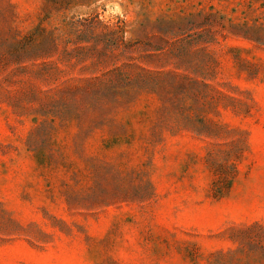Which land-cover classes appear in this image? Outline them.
I'll return each mask as SVG.
<instances>
[{
  "label": "rangeland",
  "instance_id": "1",
  "mask_svg": "<svg viewBox=\"0 0 264 264\" xmlns=\"http://www.w3.org/2000/svg\"><path fill=\"white\" fill-rule=\"evenodd\" d=\"M0 264H264V0H0Z\"/></svg>",
  "mask_w": 264,
  "mask_h": 264
},
{
  "label": "trees",
  "instance_id": "2",
  "mask_svg": "<svg viewBox=\"0 0 264 264\" xmlns=\"http://www.w3.org/2000/svg\"><path fill=\"white\" fill-rule=\"evenodd\" d=\"M142 82H145V81H142ZM147 82V81H146ZM156 82H154V83H143V84H147L149 87H151L152 88V86H153V88H155V89H152V90H154L155 92H158V90L160 89V85L159 84H155ZM155 84V85H154ZM157 90V91H156ZM215 194H219V191H215Z\"/></svg>",
  "mask_w": 264,
  "mask_h": 264
}]
</instances>
